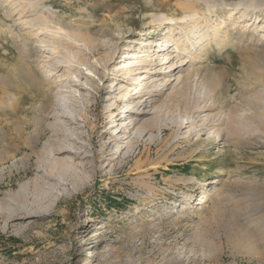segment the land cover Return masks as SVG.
Here are the masks:
<instances>
[{
  "label": "rangeland",
  "instance_id": "374dc122",
  "mask_svg": "<svg viewBox=\"0 0 264 264\" xmlns=\"http://www.w3.org/2000/svg\"><path fill=\"white\" fill-rule=\"evenodd\" d=\"M179 1L50 0V13L92 40L52 56L17 4L0 0V264H264V0L233 27L228 9L212 18L190 53L179 26L150 23L180 13ZM217 25L227 34L214 36ZM13 35L30 38L29 59ZM170 36L179 51L169 42L156 66ZM59 124L71 139L48 133ZM228 125L235 140L220 141ZM36 129L34 150L22 149L20 134ZM57 141L80 153L55 156L77 158L68 183L42 176ZM37 197V213L9 221Z\"/></svg>",
  "mask_w": 264,
  "mask_h": 264
},
{
  "label": "bare ground",
  "instance_id": "6f19581e",
  "mask_svg": "<svg viewBox=\"0 0 264 264\" xmlns=\"http://www.w3.org/2000/svg\"><path fill=\"white\" fill-rule=\"evenodd\" d=\"M257 2H258L257 0H241V1L235 2L231 5H227V4H225V2L223 0H180L178 3H175L176 7H177V11L179 10L180 13L177 12L173 16L169 17L168 14L161 12L158 15H153L151 17L150 23L156 24L159 27L163 26V25H169V24L173 25V26H179V28L181 29V34L184 35V38H186V41H187V43L184 44L182 46V48L185 52L190 53V51L192 50L191 48L194 47V45L191 43V41L195 40L197 43H199L204 37H208V33L210 30L208 25L211 22L212 18L220 17V15L223 14L228 9V12L230 14V16H228L229 27H233L235 24H237L238 22H241L244 19V17L246 16L245 13L247 11L256 9ZM10 3L15 4V5L17 4L16 5L17 10L16 11L18 14L19 21H22V25L25 28H32L34 31H36V33L34 34L35 38H37V36H41V35L44 36L45 41L41 40V41H38V43H40V44L47 43L46 45H44L42 47H47V50L50 53V55H52V56L56 55L57 56V55L61 54L62 52L63 53H69L71 51V49L75 48V46H78V45L82 46L83 48H91L92 40L89 37L88 33L82 32V29H81L82 27H81V25H79L80 22H77L78 26L76 29H73V28L69 29L65 25L62 24V22L60 21V19L57 16H55L54 14L49 12L48 7L50 4V0H10ZM86 11H88V10H86ZM80 17H81V20L93 19L92 17L85 16V15L80 16ZM231 17H232V19H231ZM222 24H224V23H222ZM257 28H259V27H257ZM212 33H214V36L219 37L220 33L226 35L227 31L225 30L223 32L221 26L217 25V27H215V29L212 30ZM12 37L14 40H18V38L21 39L20 42H22V45L19 43L20 45L16 46V48L18 49L22 59H29L30 56L32 55V53H31L32 51H28L29 48H28V50L26 48L30 46L29 45L30 44V40H29L30 38H28L27 36L26 37H24V36L18 37L15 35H13ZM120 37L121 38L119 40H123L122 35ZM225 39H226V37H225ZM223 41L226 42L225 40H223ZM169 42L173 43L172 45H174L175 49L177 51H179V48L177 45L178 42H177L175 37L170 36V37L164 38L163 43H164V45H165L164 47L166 49H164L161 46L162 44H157L159 49H157L155 51H156V54L161 52L160 53V56H162L161 60H167V61L156 64L155 60H157V59H156L155 53H154V55H152V58L151 57L149 58V61L151 64L155 63L156 66H163L164 64L168 63V56L165 54H162V52L169 48V46H170ZM113 58H112V56H110L108 58V60L105 61V63L106 64L107 63H113L114 62ZM153 58H154V61L153 60L151 61V59H153ZM68 62H69V60L66 58L64 60H61L59 63L60 64H67ZM142 62L144 63L145 61H140L139 63H142ZM27 66H30V65L28 64ZM104 70H105V68H104ZM128 72H129V70H128ZM166 90H165L163 95H165ZM178 95H179V93H177V92L173 93L172 92L170 94L169 93L166 94V98H169L170 100H174L175 98H177ZM198 101L199 100H197L195 103H197ZM202 102H203V100H202ZM183 103L187 106V101L184 100ZM217 103H218V101L215 100L213 102V105H215ZM52 110H53V112H56L55 114H57V112L59 113V109L57 108V105H55V104H54ZM82 116H80L81 120L84 117V116L83 117ZM58 117L60 119H63V118L65 119V117H63V115H60ZM72 121H70V124L75 122V121H73V122ZM135 121H137V119H135ZM229 121L230 122L232 121L231 116L229 117ZM115 126H117V125H114L113 127H115ZM134 126H135V124L133 125V127ZM180 126H179V128H180ZM62 128H63V125L59 124L56 128H52L51 130H48V133H51L53 135V137H55V138L71 139L68 137V135L65 133V131ZM205 128H207V126H205L203 128L204 131H205ZM151 129H153V128H151ZM41 131L43 132V130L36 129L35 132L31 135L20 134V138L22 140L21 141V148L22 149L27 148L29 151L32 152L34 150V146H35L36 142L41 138V135H42ZM236 131L237 130L234 126H231V125L225 126V128L223 130L224 134H223L222 138L220 139V141L224 137H225L226 142L229 140L230 141L235 140ZM43 134H44V132H43ZM145 136H146V133L142 135L141 139L144 138ZM102 137H103V140H107L109 137V132L105 131L103 133ZM126 139H128V137H126ZM211 141H213V140H210L207 143L209 144ZM50 146L51 147L48 149V151H49L48 154L50 157L48 159H45V160L43 159L41 161L42 176L48 180H57V181L62 182V183H68V182L73 181L75 176L71 173V170L67 167V163L75 162V161H77V158L74 157V155H69L68 158L65 159L64 161H59V159L58 160L55 159V156H58L64 152H73V151H76L77 155H80L79 150L72 149L71 147L65 148L60 143H58V141L52 142ZM100 151L103 152V149L102 150L100 149ZM99 154L100 153L94 154V156H93V162L94 163H97V158H98ZM115 154L118 155L119 151L115 152ZM32 156H34V154ZM38 157H39V159L42 158V156L39 154H38ZM13 158H15V156H13V155H8V157H7V159H13ZM29 158L30 157H27L25 160V161H27V163L29 161ZM52 162L55 163V165L52 168L47 167V164L52 163ZM1 163H3V162H1ZM39 166H41V165H39ZM156 166H157L156 164L152 165V169H156L157 168ZM28 167H29V165H28ZM39 172L40 171L37 168H35L34 166L29 169V175L37 174ZM35 187H37V189H38V187H42V185L39 183H36ZM19 196H21V195H19ZM21 197L17 196L16 199H21ZM22 198H23V200H25L24 198H26V197L24 196ZM44 199L45 198H43V197H37L30 204L25 205L24 207H22V206L17 207L15 210H12L8 214V218L10 219L9 221L14 222L15 220H17L19 215L29 216L30 214L33 215V214L37 213L39 211V207L41 206V203H43ZM13 227L15 228L16 226H13Z\"/></svg>",
  "mask_w": 264,
  "mask_h": 264
}]
</instances>
